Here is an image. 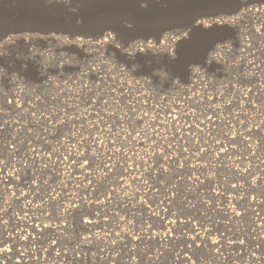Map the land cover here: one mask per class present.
<instances>
[{
  "label": "rangeland",
  "instance_id": "obj_1",
  "mask_svg": "<svg viewBox=\"0 0 264 264\" xmlns=\"http://www.w3.org/2000/svg\"><path fill=\"white\" fill-rule=\"evenodd\" d=\"M0 264H264V0H0Z\"/></svg>",
  "mask_w": 264,
  "mask_h": 264
},
{
  "label": "bare ground",
  "instance_id": "obj_2",
  "mask_svg": "<svg viewBox=\"0 0 264 264\" xmlns=\"http://www.w3.org/2000/svg\"><path fill=\"white\" fill-rule=\"evenodd\" d=\"M67 38V37H66ZM65 38V39H66ZM109 40H111V39H109ZM71 41H74V42H76V43H91V41L90 40H86V39H72ZM87 41V42H86ZM95 43L96 44H98V45H101V44H106L107 43V41H106V38H101V40L99 39H97L96 41H95ZM261 93V92H260ZM175 118H177L176 117V115L174 116L173 114H170V115H168L167 116V118H166V120H167V122H172V121H174V119ZM166 123V122H165ZM246 142V141H245ZM240 170V169H239ZM10 175V174H9ZM3 176V175H2ZM258 215V214H257ZM85 218H87V217H85ZM256 218H258V217H256ZM262 218V217H261ZM260 219V218H259ZM257 220V219H256ZM93 221V220H92ZM89 222H90V220L88 219H86V220H84V223L85 224H89ZM33 224V223H32ZM34 225V224H33ZM162 238H164V236L163 235H160Z\"/></svg>",
  "mask_w": 264,
  "mask_h": 264
}]
</instances>
